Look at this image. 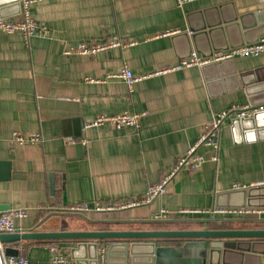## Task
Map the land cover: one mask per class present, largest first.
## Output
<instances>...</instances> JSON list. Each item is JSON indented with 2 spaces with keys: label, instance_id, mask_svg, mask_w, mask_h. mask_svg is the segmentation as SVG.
I'll return each instance as SVG.
<instances>
[{
  "label": "crops",
  "instance_id": "0c3cea01",
  "mask_svg": "<svg viewBox=\"0 0 264 264\" xmlns=\"http://www.w3.org/2000/svg\"><path fill=\"white\" fill-rule=\"evenodd\" d=\"M6 11L8 18H21L12 5ZM29 12L46 26V35L25 39L20 32L0 33V205L27 210L26 217L15 219L17 228L155 230L152 214L159 208L171 220L191 218L202 229L214 221L231 222V229L264 225V206L259 218L181 213L229 204L236 200L229 194L239 188L264 187V129L243 133L231 120L221 125L217 151L198 148L202 166L181 170L151 204L85 215L61 212L77 203H120L142 195L196 142L216 113L249 104L234 80L211 79L198 66L141 79L131 90L117 74L124 66L133 74H147L183 59L188 52L179 35L200 16L231 12L247 23H264V1L188 0L179 6L176 0H40L29 5ZM112 36L132 43L92 56L64 53L78 42ZM232 61L236 72H249L254 79L264 75V53ZM123 111L145 112L137 130L85 127L97 114ZM13 132L23 137L39 133L42 141L20 144L12 140ZM214 153L216 161L211 160ZM260 197L254 195L253 202ZM19 244L17 252L27 264H50L48 242ZM2 245L15 249L18 244ZM58 245L71 257L77 241ZM102 245L107 242L99 241L98 264ZM157 245L169 249L160 264H177L176 247Z\"/></svg>",
  "mask_w": 264,
  "mask_h": 264
},
{
  "label": "water",
  "instance_id": "95a60500",
  "mask_svg": "<svg viewBox=\"0 0 264 264\" xmlns=\"http://www.w3.org/2000/svg\"><path fill=\"white\" fill-rule=\"evenodd\" d=\"M11 5L20 11L19 0H0V17L10 15L6 9ZM262 35L264 23H247L242 15L222 12L200 16L179 36L188 52L185 58L192 49L207 51L201 54L207 57L216 51L257 42ZM201 69L211 79L234 80L237 89L243 87L250 105L264 104V75L254 79L249 77V72H236L232 59L204 64ZM231 122L243 133L264 129V110L255 112L251 117L233 118ZM257 193L262 197L253 202ZM229 196L236 200L216 206H264L263 186L239 188ZM9 209L8 205H0V211ZM177 238L185 239L181 246L172 250L177 264H264L263 229L27 231L1 233L0 244L28 240H74L77 246L71 249L72 259L78 264H98L97 249L99 241L104 240L107 242L104 264H160L169 249L158 246L157 242ZM115 249L118 251L116 257ZM4 254L16 256L18 252L6 247Z\"/></svg>",
  "mask_w": 264,
  "mask_h": 264
},
{
  "label": "built area",
  "instance_id": "2783aa9c",
  "mask_svg": "<svg viewBox=\"0 0 264 264\" xmlns=\"http://www.w3.org/2000/svg\"><path fill=\"white\" fill-rule=\"evenodd\" d=\"M40 0H19L21 18L19 20H13L8 17H0V33L12 34L15 32L22 33L25 39H28L34 35H46L48 29L46 26L38 24L30 15L29 5L31 3ZM188 0H176L179 6H182L184 2ZM264 1V0H261ZM132 42L124 41L116 36H112L104 41L96 43H85L78 42L74 45H70L65 48V54H76L82 56H92L101 51L115 48L124 47L130 45ZM264 53V35L260 36L257 42L251 44H244L242 46L228 49L220 50L214 52L211 56L202 57L196 52H191L186 58L177 61L175 64L170 66H165L163 68L156 69L153 72L147 74H133L127 67H123L122 71L117 74L125 85L131 90L133 84L141 79L155 76L159 74H164L167 72L180 70L182 68H187L190 66L201 67L204 64L211 62H221L228 59H233L234 57H246V56H258ZM264 110V104L262 105H233L227 110L216 113L208 122L203 126V131L199 138L194 142L186 151V153L178 158V160L173 164L168 172L161 176V178L154 183L147 185L145 192L134 198H130L126 201L120 203H102L99 201H93L91 203L82 202L73 205H69L61 212L70 215H85L89 211L96 212H106L113 211L117 209L134 208L142 205H149L155 199L165 194L168 190L170 183L175 179V177L183 169H198L202 166L204 162L203 156L198 153V148L205 146L212 149L214 152L217 151L219 147L218 134L222 123L225 120H231L233 118L240 117H251L255 112ZM145 115V112H133V111H123L113 114H97L95 118L85 127L90 126H100L103 124H108L116 130H120L124 127H130L137 130L140 127L141 117ZM12 140L20 144L31 143L40 144L42 137L39 133H32L28 137H23L17 132H13ZM211 160L216 161V154L211 155ZM245 187V186H243ZM199 212H206L213 215H223L232 216L236 218H259L263 212L261 207H214L212 209H207L203 211L198 210H181L182 214H195ZM170 214L165 208H159L152 214V219L159 221L164 220ZM27 216V210L24 208H13L9 210L0 211V234L1 233H15L22 232L20 228L15 225V219L24 218ZM20 242V241H19ZM16 250H22V246L17 243ZM47 249L50 254V264H74L72 258L64 253L61 247L57 243H49ZM5 247L0 244V264H27V258L25 255L19 253L16 256L4 254ZM100 253V264H104L105 261V246L102 245L99 248Z\"/></svg>",
  "mask_w": 264,
  "mask_h": 264
},
{
  "label": "trees",
  "instance_id": "16d2710c",
  "mask_svg": "<svg viewBox=\"0 0 264 264\" xmlns=\"http://www.w3.org/2000/svg\"><path fill=\"white\" fill-rule=\"evenodd\" d=\"M231 222H208L207 223V229L210 230H218V229H231ZM252 227H255V229H263L264 225L261 224H254L251 225ZM242 227H246L242 225ZM153 228L155 230H199L202 229V225L198 222H195L191 218H185V219H179V220H171L169 217H166L164 220H159L154 222ZM245 230V229H243ZM61 241L65 240H46L44 242L48 243H59ZM160 242L170 243L174 247L181 246L185 239H160ZM13 243H19V242H13Z\"/></svg>",
  "mask_w": 264,
  "mask_h": 264
}]
</instances>
